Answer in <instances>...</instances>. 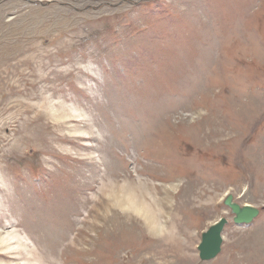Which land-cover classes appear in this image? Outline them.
<instances>
[{
  "label": "rangeland",
  "instance_id": "obj_1",
  "mask_svg": "<svg viewBox=\"0 0 264 264\" xmlns=\"http://www.w3.org/2000/svg\"><path fill=\"white\" fill-rule=\"evenodd\" d=\"M0 264H264V0H0Z\"/></svg>",
  "mask_w": 264,
  "mask_h": 264
},
{
  "label": "water",
  "instance_id": "obj_2",
  "mask_svg": "<svg viewBox=\"0 0 264 264\" xmlns=\"http://www.w3.org/2000/svg\"><path fill=\"white\" fill-rule=\"evenodd\" d=\"M223 204L229 208L233 215L232 221L237 225H248L259 215V210L250 205L240 206L233 202L231 195L227 196ZM227 224L225 218H220L201 234L200 243L197 246L198 257L203 262L215 259L221 252L222 231Z\"/></svg>",
  "mask_w": 264,
  "mask_h": 264
}]
</instances>
